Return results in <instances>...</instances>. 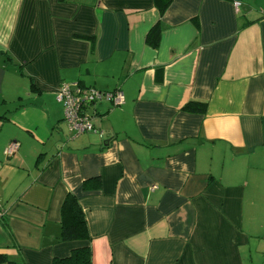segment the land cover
<instances>
[{"label": "crops", "instance_id": "obj_1", "mask_svg": "<svg viewBox=\"0 0 264 264\" xmlns=\"http://www.w3.org/2000/svg\"><path fill=\"white\" fill-rule=\"evenodd\" d=\"M239 1L0 0V254L264 264V0ZM70 82L123 101L74 135ZM69 192L88 240L57 239Z\"/></svg>", "mask_w": 264, "mask_h": 264}, {"label": "trees", "instance_id": "obj_2", "mask_svg": "<svg viewBox=\"0 0 264 264\" xmlns=\"http://www.w3.org/2000/svg\"><path fill=\"white\" fill-rule=\"evenodd\" d=\"M160 26L156 23L148 32L146 41L156 45L159 40ZM205 102L188 101L182 106V110L190 113H205ZM60 234L58 241L88 240L90 235L84 216V212L75 195L69 192L60 208ZM0 261L5 264H26L24 260H12L5 254H0ZM51 264H91V250L89 246L73 249L63 258H54Z\"/></svg>", "mask_w": 264, "mask_h": 264}, {"label": "built area", "instance_id": "obj_3", "mask_svg": "<svg viewBox=\"0 0 264 264\" xmlns=\"http://www.w3.org/2000/svg\"><path fill=\"white\" fill-rule=\"evenodd\" d=\"M236 10L240 5L239 0H232ZM56 101L61 103L63 108V119L67 124L68 130L74 134L96 131L91 112L93 104L100 100L111 102L118 105L123 101L120 90L105 91L94 87L81 86L78 82L61 83L56 90ZM17 148L16 142H11L5 148V154L11 155ZM155 188V186H152Z\"/></svg>", "mask_w": 264, "mask_h": 264}]
</instances>
